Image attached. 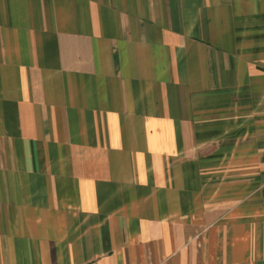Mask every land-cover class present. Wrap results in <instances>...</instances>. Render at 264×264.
<instances>
[{
    "label": "crops",
    "instance_id": "1",
    "mask_svg": "<svg viewBox=\"0 0 264 264\" xmlns=\"http://www.w3.org/2000/svg\"><path fill=\"white\" fill-rule=\"evenodd\" d=\"M0 264H264V0H0Z\"/></svg>",
    "mask_w": 264,
    "mask_h": 264
}]
</instances>
